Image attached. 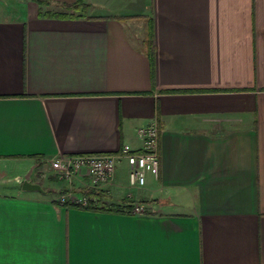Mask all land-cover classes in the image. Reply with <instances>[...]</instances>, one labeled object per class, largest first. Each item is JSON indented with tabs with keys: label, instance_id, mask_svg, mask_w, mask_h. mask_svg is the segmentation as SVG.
Instances as JSON below:
<instances>
[{
	"label": "crops",
	"instance_id": "0c3cea01",
	"mask_svg": "<svg viewBox=\"0 0 264 264\" xmlns=\"http://www.w3.org/2000/svg\"><path fill=\"white\" fill-rule=\"evenodd\" d=\"M49 1L0 9V264H264V0ZM153 122L157 175L133 187L121 160L99 189L142 214L57 204L36 175L140 153Z\"/></svg>",
	"mask_w": 264,
	"mask_h": 264
},
{
	"label": "built area",
	"instance_id": "2783aa9c",
	"mask_svg": "<svg viewBox=\"0 0 264 264\" xmlns=\"http://www.w3.org/2000/svg\"><path fill=\"white\" fill-rule=\"evenodd\" d=\"M159 133L158 123L138 129V135L143 141V150L140 153L133 152L130 147L124 146L117 155H76V156H57L49 161L59 176L73 187L76 176H82L88 179V187L100 189L109 183L115 176L117 164L121 160H126L129 167V183L133 187L145 185L147 169H150L155 175L159 169ZM63 195L60 204L75 207H86L88 198L72 191ZM86 188V189H87ZM135 214L145 212L143 207H135Z\"/></svg>",
	"mask_w": 264,
	"mask_h": 264
},
{
	"label": "trees",
	"instance_id": "16d2710c",
	"mask_svg": "<svg viewBox=\"0 0 264 264\" xmlns=\"http://www.w3.org/2000/svg\"><path fill=\"white\" fill-rule=\"evenodd\" d=\"M34 2H36L39 5H48L50 3L49 0H33ZM62 7L67 10L72 12L71 17L74 16V14H76L77 12L80 13L79 17H86L87 15V11H88V5L81 3V2H77L75 4H71V5H62ZM41 15H43L41 13ZM46 16H50V17H67L66 14L64 13H59V14H55V13H46ZM150 42L152 44V37L150 39ZM152 55V53H151ZM45 192H50V190L45 189ZM83 195H85L88 198V203L86 207H80L79 208H86V209H90V210H101V211H107V212H114V213H123L124 211L131 213L133 210V206L132 205H125V206H109V205H104L102 203L103 201V193L101 191H99L98 189H92V188H87L85 190H83L81 192ZM58 204V202H56ZM127 207V209L125 210L124 208Z\"/></svg>",
	"mask_w": 264,
	"mask_h": 264
},
{
	"label": "rangeland",
	"instance_id": "374dc122",
	"mask_svg": "<svg viewBox=\"0 0 264 264\" xmlns=\"http://www.w3.org/2000/svg\"><path fill=\"white\" fill-rule=\"evenodd\" d=\"M11 0H0V9H5V10H10V11H14L16 9H14V5L10 2ZM31 1V0H28ZM1 9V10H2ZM50 160V159H49ZM37 173L36 175L41 179V180H47L51 177H56L59 180L63 181L64 183H66L68 189L66 188L65 190H63L62 193H60L57 197V202L60 203V199L62 198L63 195L68 194L69 192H71L70 187H72L69 183L65 182V180H63L60 176L59 173L53 168L51 167L50 163L48 160L42 161L41 163H39L37 165ZM19 174V171L15 172L14 170H8L6 172V177L3 179L5 183H9V182H13L14 177ZM26 180V179H25ZM1 181V179H0ZM43 184V183H42ZM73 188V187H72ZM73 192L77 193V191H75V189H72ZM54 192V190H53ZM47 195H52L51 193H47ZM62 205V204H61ZM66 205V204H64Z\"/></svg>",
	"mask_w": 264,
	"mask_h": 264
},
{
	"label": "water",
	"instance_id": "95a60500",
	"mask_svg": "<svg viewBox=\"0 0 264 264\" xmlns=\"http://www.w3.org/2000/svg\"><path fill=\"white\" fill-rule=\"evenodd\" d=\"M22 190L25 192H40L45 193L44 188L39 184H34L29 182L28 180H25L22 184Z\"/></svg>",
	"mask_w": 264,
	"mask_h": 264
}]
</instances>
